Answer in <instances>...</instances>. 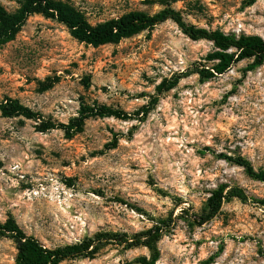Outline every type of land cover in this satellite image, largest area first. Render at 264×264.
<instances>
[{
    "label": "rangeland",
    "instance_id": "obj_1",
    "mask_svg": "<svg viewBox=\"0 0 264 264\" xmlns=\"http://www.w3.org/2000/svg\"><path fill=\"white\" fill-rule=\"evenodd\" d=\"M92 24L129 11L155 14L146 0H64ZM195 1V0H189ZM173 8L187 23L227 34L264 38V0H198ZM14 12L17 0H0ZM211 42L193 41L172 21L117 45L99 48L75 40L65 26L34 15L15 40L0 46V102L10 98L41 118L0 112V222L12 216L45 246H64L101 230L135 234L153 219L182 208L201 212L214 190L238 186L248 202H223L201 227L178 218L158 247L156 264H264V184L220 157L243 156L264 169V65H234L213 80L196 69L211 67ZM181 77L158 95L145 118L89 119L72 137L44 123L68 124L82 103L134 114L157 96L165 79ZM54 83L49 90L43 89ZM177 199L183 203L176 207ZM15 243L0 237V264H15ZM150 256L146 248L107 247L94 259L62 264H126Z\"/></svg>",
    "mask_w": 264,
    "mask_h": 264
},
{
    "label": "trees",
    "instance_id": "obj_2",
    "mask_svg": "<svg viewBox=\"0 0 264 264\" xmlns=\"http://www.w3.org/2000/svg\"><path fill=\"white\" fill-rule=\"evenodd\" d=\"M184 1L187 6L198 4L199 1L189 0H146L148 4H159L162 9L151 15L143 11H129L116 18L92 24L87 15L76 8L70 1L64 0H17L18 8L14 12L8 11L0 2V46L15 40L27 19L34 15H40L46 19L58 22L66 27L70 35L80 43L99 48L105 45H117L123 40L130 39L145 31H149L167 21L175 23L183 34L193 41H208L213 44V51L206 57L211 67L196 69L201 81L213 80L226 74L230 69L243 61H251L246 72L254 71L264 65V38L259 35L225 33L219 29L208 30L187 23L183 12L173 8V4ZM257 0H248L247 6H252ZM181 77L165 79L156 88L157 96L152 97L148 105L143 106L134 114L111 106L93 103H82L78 116L70 119L68 124L44 123V130L62 129L69 138L83 131L86 121L89 119H102L114 117L123 121L134 118H145L159 102L158 95L175 88ZM46 86L43 90H49L54 86ZM0 112L4 117H25L36 120L41 116L31 109L21 105L17 100L10 98L0 102ZM221 158L242 167L246 174L253 180L264 184V169H255L252 163L243 156L220 155ZM234 199L245 203L249 196L245 190L235 186H220L214 190L208 198L206 207L199 213L192 212V207L182 208L180 214L175 216L172 210L168 216L153 219V225L141 232L128 234L119 231L101 230L91 237L64 246L47 247L39 239L28 235L9 216L7 220L0 222V237L11 239L17 249L15 264H62L65 261L77 259H96L103 249L107 247L132 250L146 248L150 256H141L126 264H156L161 257L158 247L164 236L173 232L177 225V219L185 220L189 227L203 226L210 223L220 214L222 203ZM176 207L183 202L177 199ZM255 203L264 206V199H253ZM216 257L209 258L205 264H211Z\"/></svg>",
    "mask_w": 264,
    "mask_h": 264
}]
</instances>
